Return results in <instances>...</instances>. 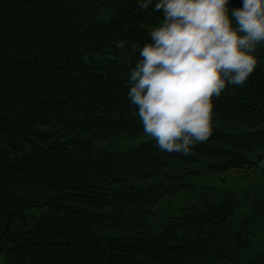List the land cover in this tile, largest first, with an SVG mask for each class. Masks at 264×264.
Wrapping results in <instances>:
<instances>
[{
  "label": "trees",
  "instance_id": "trees-1",
  "mask_svg": "<svg viewBox=\"0 0 264 264\" xmlns=\"http://www.w3.org/2000/svg\"><path fill=\"white\" fill-rule=\"evenodd\" d=\"M155 3L0 0L2 264H264V41L163 151L127 97Z\"/></svg>",
  "mask_w": 264,
  "mask_h": 264
},
{
  "label": "clouds",
  "instance_id": "clouds-1",
  "mask_svg": "<svg viewBox=\"0 0 264 264\" xmlns=\"http://www.w3.org/2000/svg\"><path fill=\"white\" fill-rule=\"evenodd\" d=\"M152 0H138L147 8ZM162 22L139 47L131 70L130 103L137 106L144 131L167 152L188 154L212 131L213 95L226 83L243 84L264 41V0H156ZM118 41L117 47L123 46ZM264 168V159L259 162Z\"/></svg>",
  "mask_w": 264,
  "mask_h": 264
},
{
  "label": "rangeland",
  "instance_id": "rangeland-1",
  "mask_svg": "<svg viewBox=\"0 0 264 264\" xmlns=\"http://www.w3.org/2000/svg\"><path fill=\"white\" fill-rule=\"evenodd\" d=\"M5 260L4 253L0 252V264H2Z\"/></svg>",
  "mask_w": 264,
  "mask_h": 264
}]
</instances>
